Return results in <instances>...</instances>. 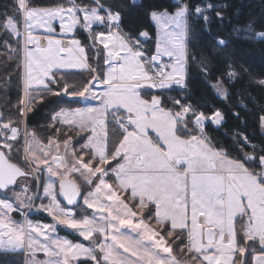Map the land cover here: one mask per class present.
<instances>
[{
  "label": "snow or ice",
  "instance_id": "snow-or-ice-1",
  "mask_svg": "<svg viewBox=\"0 0 264 264\" xmlns=\"http://www.w3.org/2000/svg\"><path fill=\"white\" fill-rule=\"evenodd\" d=\"M217 7L227 5L177 0L172 12L150 11L163 33L151 55L142 47L148 31L126 33L122 9L110 0L5 7L0 47L20 93L16 117L0 113V252L27 254L24 264H264V147L237 133L256 154L230 158L206 132L223 124L219 109L205 111L186 96L168 107L161 94H144L186 91L190 18L207 25L215 12L223 20ZM77 28L89 33L88 44ZM247 31L264 40V31ZM76 72L87 75L71 80ZM225 75L234 81L238 73L230 66ZM212 87L227 96L221 83ZM50 96L86 106H58L52 135L41 141L25 122ZM256 116L264 128V110ZM33 208L52 222L29 219ZM61 226L90 245L59 236ZM37 252L47 259L36 260Z\"/></svg>",
  "mask_w": 264,
  "mask_h": 264
},
{
  "label": "trees",
  "instance_id": "trees-1",
  "mask_svg": "<svg viewBox=\"0 0 264 264\" xmlns=\"http://www.w3.org/2000/svg\"><path fill=\"white\" fill-rule=\"evenodd\" d=\"M33 2L39 6L69 4V0H33ZM76 2H90V0H76ZM110 2L118 4L122 9V28L126 33L135 35L144 30L148 31L150 38L142 40V47L146 54H154L157 30L148 13L152 10L172 12L177 0H138L135 3L133 0H110ZM184 2L194 5L202 4L204 0H184ZM210 2L218 6L227 5L226 8L217 7L216 9L224 19H216L215 12L209 13L212 19L207 25L202 20L190 18L186 91L179 88L146 89L144 93L161 94L162 100L168 107L172 106L171 98L178 99L186 96L191 103L205 111L219 109L225 117L224 122L221 126L208 124L207 135L212 144L227 151L230 158L242 159L246 154L255 155L256 153H253L251 147L239 142L237 133L248 136L257 149L264 147V128L259 126L256 116L264 110V87L257 83L259 80H264V40L250 38L247 31L249 25L255 32L264 31V0H210ZM11 4L12 0H0V13ZM206 28L210 31H206ZM75 36L82 43H89V33L82 28L76 30ZM221 38L226 42L223 47L216 43ZM4 39L3 30L0 29V41ZM5 55L4 48L0 47V113L16 117L20 82L16 78L17 70L12 66L13 62L7 61ZM89 57L91 63V52ZM230 66L238 73L234 81L229 80L225 75ZM86 75V73L76 72L70 79L79 81ZM218 82L226 90V97L212 87ZM47 99L50 102H46L43 106L38 105L35 111L28 114L25 122L29 131L34 132L44 141L52 135L50 116L58 110V106H84L82 101L66 102L67 97L50 96ZM233 113H239V117L234 116ZM22 128L23 125H21ZM63 131L61 127V132ZM80 137L81 135L74 137V143ZM14 162H17L16 158ZM90 212L91 210L87 212L78 210L77 216L90 214ZM34 217L40 221L52 222L51 218L43 213H38ZM59 231L75 241L82 240L68 230L59 228ZM174 249L176 250L177 247L174 246ZM178 257L181 256L178 255ZM0 264H24V255L0 252ZM79 264H92V262L81 261Z\"/></svg>",
  "mask_w": 264,
  "mask_h": 264
},
{
  "label": "crops",
  "instance_id": "crops-1",
  "mask_svg": "<svg viewBox=\"0 0 264 264\" xmlns=\"http://www.w3.org/2000/svg\"><path fill=\"white\" fill-rule=\"evenodd\" d=\"M57 29H59L58 26H57ZM23 127H24V125H23ZM21 130L23 131V128H22ZM84 135H85L84 133H81V136H84ZM35 136H36V138H37L38 140L44 141V140H42L41 138H39L36 134H35ZM44 179H46V177H42V178H41V183H43ZM29 183L31 184L32 181H29ZM16 190H17V189H16ZM34 190H35V189H34ZM45 202H46V200L44 201V203H45ZM34 203H35V205L38 206V205L41 203V200H40V199H36V200L34 201ZM38 213H42V212L37 211L36 208H33V209H30V210H27V213H26V214H27V217H28L29 219H31V220H33V221H40V220H37V219L34 217V216H35L36 214H38ZM13 216H14V218H15L17 221L23 222V220H24V214L13 213ZM42 222H45V221H42ZM45 223H51V222H45ZM59 228H60V229H63V230H68L69 232H71V233H73V234L79 236L76 232H74V231H72V230H70V229L64 228V227H62V226L57 228V233H58L59 236H61V237H65V238H67V239H69V240H72L73 242L84 243L86 246H89V245H90L91 242H90V241H85L82 237H81V238H82L81 241H75V240L71 239L69 236L64 235V234H61L60 231H59ZM79 237H80V236H79ZM94 239H95V237H94ZM174 254H177L176 251H175V249H174ZM23 255H24V262H25V260H26V258H27V254H23ZM177 258L179 259L178 255H177ZM35 259L38 260V261H44V260L47 259V257H46V255H45L44 253H42V252H37V253H36V256H35ZM81 261H84V260H81ZM81 261H80V262H81Z\"/></svg>",
  "mask_w": 264,
  "mask_h": 264
},
{
  "label": "rangeland",
  "instance_id": "rangeland-1",
  "mask_svg": "<svg viewBox=\"0 0 264 264\" xmlns=\"http://www.w3.org/2000/svg\"><path fill=\"white\" fill-rule=\"evenodd\" d=\"M135 1H138V0H135ZM153 23L155 24V22L153 21ZM57 26H58V24H57ZM155 26H156V24H155ZM78 29V28H77ZM76 29V30H77ZM84 30V29H83ZM156 30H157V38H156V44H157V42L158 41H160V40H162L163 39V33L158 29V27L156 26ZM42 31V30H41ZM86 31V30H85ZM57 32H59V29H57ZM87 32V31H86ZM37 34H39V32L37 33ZM143 40V39H142ZM187 47H188V44H187ZM165 62H169V61H167V58H165ZM187 73H188V70H187ZM146 90V89H145ZM148 90V89H147ZM145 94V93H144ZM83 102V104H84V106L83 107H85L86 105H85V102L84 101H82ZM90 104H97L98 102H96V101H91V102H89ZM78 135H81V133L80 134H78ZM154 135V134H153ZM20 189L18 188L17 189V191H19ZM45 203H47V201L45 202ZM43 213V212H42ZM43 214H45V213H43ZM45 216H48V215H46L45 214ZM179 243V242H178ZM176 251V253H177V255H179V256H182L183 254L182 253H178V249H176L175 250Z\"/></svg>",
  "mask_w": 264,
  "mask_h": 264
},
{
  "label": "bare ground",
  "instance_id": "bare-ground-1",
  "mask_svg": "<svg viewBox=\"0 0 264 264\" xmlns=\"http://www.w3.org/2000/svg\"><path fill=\"white\" fill-rule=\"evenodd\" d=\"M203 4V3H202ZM214 16V15H213ZM263 20V19H262Z\"/></svg>",
  "mask_w": 264,
  "mask_h": 264
}]
</instances>
